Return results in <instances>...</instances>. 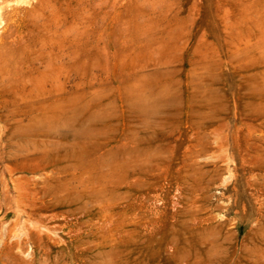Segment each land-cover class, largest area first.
<instances>
[{"label":"rangeland","instance_id":"1","mask_svg":"<svg viewBox=\"0 0 264 264\" xmlns=\"http://www.w3.org/2000/svg\"><path fill=\"white\" fill-rule=\"evenodd\" d=\"M0 264H264V0H0Z\"/></svg>","mask_w":264,"mask_h":264}]
</instances>
